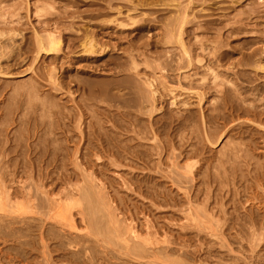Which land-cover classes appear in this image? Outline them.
<instances>
[{"label":"rangeland","instance_id":"rangeland-1","mask_svg":"<svg viewBox=\"0 0 264 264\" xmlns=\"http://www.w3.org/2000/svg\"><path fill=\"white\" fill-rule=\"evenodd\" d=\"M180 4L184 8L179 7ZM12 5L17 9H12ZM38 7L51 12L41 15L44 16L41 19L36 13ZM18 8L21 9L19 12ZM0 11V116L4 117V112L11 109L7 118L5 113V120L0 117V264H71L74 259L76 261L72 264H83L88 255L93 257L91 264H100L103 257L106 258L101 264L128 260L127 263L165 264L171 258L178 264H220L216 263L217 260L226 261L225 264H264V119L260 121L258 115L248 111L251 108L248 103L254 96H249L251 98L245 102L240 101L234 97L238 86L231 83L238 77L237 72L244 69L263 86L260 91L264 92V69L258 70L260 76L252 70L261 63V67L264 66V0H0ZM183 17L187 23L182 29L180 20ZM132 20L137 23L134 25ZM124 24L126 27H122ZM135 27L139 30H134ZM51 32L61 38L58 57L44 56L45 53L38 56L37 36ZM87 37L93 40H86ZM91 42L97 49L93 55L86 52ZM183 45L189 49L188 54L203 58V62L193 60L189 68V56H184ZM246 61L249 63L238 65ZM208 70L211 73L205 72ZM128 73L130 77H127ZM202 77L211 83L217 77L219 80L209 83L210 86ZM128 78L130 82H127ZM130 78L135 80L134 83ZM82 80L85 85H90L85 86ZM189 80L194 83V91L189 88ZM195 80L201 87L195 85ZM112 81L114 84L110 83ZM118 81H123L124 85L128 83L127 86L131 84V89L123 84L119 86ZM201 81H204L203 85ZM239 81L240 85L246 83ZM131 90H138L140 97L135 92L134 96ZM153 90L154 119L148 115L151 104L144 107L142 99V96L151 95ZM128 94L132 100L133 97L136 99L133 100L137 101L136 106ZM216 97L217 103L213 101L217 100ZM4 108L6 110L1 112ZM120 109L128 113L124 115ZM25 111L29 114L26 115L28 112ZM42 113L44 118H39ZM218 115L226 121V126L215 123L213 117ZM49 120L50 126H47ZM211 133L221 138L213 141L208 138ZM50 135L54 138L48 137ZM19 138L22 139L19 141ZM164 139L167 143L163 142ZM52 142L58 145V149L55 144H50ZM41 148L45 152L40 151ZM150 148L157 153L153 154ZM171 149L172 154L169 153ZM179 151L180 157L177 156ZM200 156L207 162L197 177L187 171V165L196 162ZM254 164L262 168H255ZM259 173L263 175L259 176ZM188 175L189 180L192 179V188L186 181ZM162 186L165 189L162 190ZM84 189L90 190V196L94 195L95 200L90 198V201L89 192L82 193ZM84 192V196H88L86 199L80 196ZM166 192L173 196L171 193L165 196ZM177 194L182 195L179 198ZM85 200L90 201V205L93 201L95 203L86 205ZM97 205H102V210L96 209L97 218L93 221L95 215L91 214ZM103 232L105 236H102ZM135 244L138 246L136 250L142 251L140 257L138 254L132 257L133 253L129 252L136 247ZM88 246L89 249L92 247L90 254L85 253ZM167 246L169 251L165 250ZM171 248L179 250L173 252ZM79 249L84 251L76 258ZM110 254L117 260L108 257ZM224 255L226 258L222 259Z\"/></svg>","mask_w":264,"mask_h":264},{"label":"bare ground","instance_id":"bare-ground-1","mask_svg":"<svg viewBox=\"0 0 264 264\" xmlns=\"http://www.w3.org/2000/svg\"><path fill=\"white\" fill-rule=\"evenodd\" d=\"M38 1H39V0H38ZM116 1H117V0H116ZM120 1H121V0H120ZM105 2H106V1H105ZM130 2H131V1H130ZM182 2H183V1H182ZM37 3H38V2H37ZM39 3H43V1H42V2L40 1ZM111 3H112V1H111ZM111 3H110V5H111ZM174 3H175V2H174ZM177 3H178V2H177ZM185 3H186V2H185ZM5 4H6V3H5ZM34 4H35V2H34ZM107 4H108V3H107ZM156 4H157V3H156ZM162 4H163V2L161 3V5H162ZM164 4H165V1H164ZM168 4H169V3H168ZM175 4H176V3H175ZM182 4H183V3H182ZM192 4H193V2H192ZM192 4H191V5H192ZM35 5H36V4H35ZM39 5H40V4H39ZM44 5H45V3H44ZM48 5H49V4H48ZM48 5L46 4L47 7H48ZM184 5H185V4H184ZM9 6H10V5H9ZM42 6H43V5H42ZM46 6H45V7H46ZM175 6H177V5H175ZM182 6H183V5L180 4L179 7H182ZM5 7H6V6H5ZM5 7H4V9H5ZM7 7H8V6H7ZM13 7H15V5H12V9H13ZM36 7H37V5H36ZM36 7H35V8H36ZM51 7H52V6H51ZM130 7H131V6H130ZM133 7H134V6H133ZM140 7H141V6H140ZM9 8H11V7H8V9H9ZM15 8H16V7H15ZM54 8H55V6H54ZM110 8H111V7H110ZM182 8H184V7H182ZM182 8H181V9H182ZM16 9H17V8H16ZM22 9H23V8H22ZM49 9H50V7H49ZM52 9H53V8H52ZM52 9H50V10H52ZM111 9H112V8H111ZM113 9H114V8H113ZM188 9L191 10L190 8H188ZM19 10H21V9L18 8V12H19ZM36 10H37V9H36ZM36 10H35V11H36ZM47 10H48V9H47ZM47 10H46L45 8H43V7H42V8H41V7H38V10L36 11V13H37V14L40 16V18L42 19L44 16L41 17V15H45V14H48V13L51 12V11L48 12ZM122 10H124V9H122ZM183 10H184V9H183ZM15 11H16V10H15ZM63 11H64V10H63ZM70 11H71V10H69V12H70ZM107 11H108V10H107ZM109 11H110V10H109ZM129 11H130V10H129ZM135 11H136V10H135ZM181 11H182V10H181ZM181 11H180V12H181ZM0 12H1V11H0ZM7 12H8V11H7ZM10 12H11V11H10ZM16 12H17V11H16ZM53 12H55V11L53 10ZM56 12H57V11H56ZM58 12H59V11H58ZM66 12L68 13V11H66ZM111 12H112V11H111ZM183 12H184V11H183ZM59 13H60V12H59ZM64 13H65V12H64ZM128 13H129V12H128ZM2 14L4 15L3 12H2ZM7 14H9V13H7ZM51 14H52V13H51ZM70 14H71V12H70ZM108 14H109V12H108ZM129 14H130V13H129ZM53 15H55V14H52L51 16H53ZM60 15H61V14H60ZM60 15H59V16H60ZM62 15H63V14H62ZM62 15H61V16H62ZM78 15H79V14H78ZM94 15H95V14H93V16H94ZM184 15H186V12H185ZM10 16H11V14H10ZM35 16H36V15H35ZM39 16H38V18H39ZM46 16H47V15H46ZM51 16H50V17H51ZM76 16H77V15H76ZM117 16H118V15H117ZM117 16H116V17H117ZM179 16L182 17L181 15H179ZM249 16H250V15H249ZM15 17H16V16H15ZM20 17H21V16H20ZM53 17H56V16H53ZM94 17H96V16H94ZM127 17H129V16H127ZM180 17H178V18L180 19ZM58 18H60V17H58ZM75 18H76V17H75ZM130 18H131V17H130ZM142 18H143V17H142ZM18 19H19V18H18ZM115 19H116V18H115ZM140 19H141V18H140ZM179 19H178V21H179ZM13 20H14V19H13ZM138 20H139V19H138ZM142 20H143V19H142ZM142 20H140V21H142ZM14 21H15V20H14ZM17 21H18V20H17ZM116 21H117V20H116ZM132 21H133V20H132ZM188 21H189V20H188ZM190 21H191V20H190ZM56 22H57V21H56ZM58 22H59V21H58ZM105 22H106V21H105ZM112 22H113V21H112ZM3 23H4V19H3ZM6 23H7V22H6ZM53 23H54V21H53ZM67 23H69V22H67ZM136 23H137V20L133 21V24H134V25H135ZM150 23H151V22H150ZM154 23H155V22H154ZM176 23H177V22H176ZM178 23H179V22H178ZM180 23H181V28H182V27L184 26V23H187V21H185V17H183V18L180 20ZM4 24H5V23H4ZM46 24H47V23H46ZM56 24H57V23H56ZM62 24H64V23L62 22ZM62 24H61V25H62ZM118 24H119V23H118ZM121 24H123V23H121ZM121 24H120V25H121ZM145 24H146V23H145ZM165 24H166V23H165ZM173 24H174V23H173ZM44 25H45V23H44ZM58 25H60V24H58ZM125 25H127V24L122 25V27L125 26ZM155 25H156V24H155ZM162 25H163V24H162ZM46 26H47V25H46ZM73 26H74V25H73ZM118 26H119V25H118ZM128 26H129V24H128ZM143 26H144V25H143ZM165 26H166V25H165ZM171 26H172V25H171ZM173 26H174V25H173ZM179 26H180V25H179ZM51 27H52V26H51ZM56 27H57V26H56ZM74 27H75V26H74ZM102 27H103V26H102ZM104 27H105V26H104ZM107 27H108V26H107ZM125 27H126V26H125ZM176 27H177V24H176L175 28H176ZM52 28H54V27H52ZM59 29H60V28H59ZM71 29H72V28H71ZM71 29H70V30H71ZM98 29H99V28H98ZM108 29H109V28H108ZM108 29H106V30H108ZM136 29L139 30V27H135V28H134V30H136ZM182 29H183V28H182ZM53 30H54V29H53ZM102 30H103V29H102ZM104 30H105V29H104ZM127 30H128V28H127ZM130 30H131V28H130ZM64 31H65V30H64ZM64 31H61V32L63 33ZM67 31H68V30H67ZM72 31H73V29H72ZM123 31H125V30H123ZM132 31H133V30H132ZM100 33H102V32H100ZM181 33H182V31H181ZM101 35H103V33H102ZM125 36H126V35H125ZM135 37H136V36H135ZM91 38H92V37H87L86 40H93V39H91ZM135 39H136V38H135ZM202 41H204V40H202ZM202 41H201V42H202ZM3 42H5V41H3ZM87 43H88V42H87ZM203 43H204V42H203ZM5 44H6V43H5ZM197 44H198V43H197ZM99 45H100V44H99ZM101 45H102V44H101ZM216 45H217V44H216ZM187 46H188V45H187ZM192 46H194V45H192ZM205 46H206V45H205ZM183 47H184V45H183ZM197 47H198V46H197ZM259 47H260V46H259ZM259 47H258V48H259ZM4 48H5V47H4ZM4 48H3V49H4ZM61 48H62L61 38L58 37L56 34H54V33L51 32V33L47 34L46 36H43V35H42V36H41V35L37 36V48H36V52H37V55H38V56H39L41 53H45L44 56H46V55H49V56H50V55H51L53 58H57V57H58V53H59V51L61 50ZM106 48H107V47H106ZM191 48H192V47H191ZM193 48H194V47H193ZM199 48H201V47H199ZM199 48H197V49H199ZM206 48H207V47H206ZM258 48H256V49H258ZM107 49H108V48H107ZM203 49H205V48H203ZM207 49H208V48H207ZM261 49H262V48H261ZM102 50H103V49H102ZM105 50H106V49H105ZM180 50H181V49H180ZM183 50H184V56H185V55H188V56H189V57H188V61H187V62H188V67H189V65H190L191 63H193V62H192L193 60H195V61H197V62H199V63H202V62H203V60H204L203 58H201V57H200V58H194V57L192 56L193 54H192V55H191V54H188V53H189V52H188V51H189L188 48L184 47ZM190 50H191V49H190ZM221 50H222V49H221ZM11 51H12V50H11ZM96 51H97V49H96V45H95V43H92V42H91V45L86 49V52L92 54V53H95ZM98 51H99V50H98ZM199 51H201V50H199ZM257 51H258V50H257ZM15 52H17V51H15ZM100 52H101V51H100ZM100 52H99V53H100ZM197 52H198V51H197ZM206 52H207V51H206ZM249 52H251V51H249ZM11 53H12V52H11ZM104 53H105V52H104ZM180 53H181V52H180ZM195 53H196V52H195ZM204 53H205V52H204ZM253 53H254V52H253ZM259 53H260V52H259ZM0 54H1V53H0ZM16 54H17V53H16ZM207 54H208V53H207ZM219 54H220V53H219ZM250 54H251V53H250ZM8 55H10V54H8ZM20 55H21V54H20ZM92 55H93V54H92ZM197 55H198V54H197ZM208 55H209V54H208ZM215 55H216V54H215ZM220 55H221V54H220ZM220 55H219V56H220ZM10 56H12V55H10ZM10 56H9V57H10ZM13 56H15V55H13ZM17 56H18V54H17ZM87 56H88V55H87ZM96 56H97V55H96ZM99 56H100V55H99ZM103 56H104V54H103ZM129 56H130V55H129ZM184 56H183V57H184ZM221 56H222V55H221ZM259 56H260V55H259ZM262 56H264V55H262ZM9 57H6V58L9 59ZM82 57H83V56H81V58H82ZM90 57H91V56H90ZM101 57H102V55H101ZM119 57H120V56H119ZM181 57H182V56H181ZM204 57H205V56H204ZM208 57H209V56H208ZM13 58H14V57H13ZM53 58H52V59H53ZM94 58H95V57H94ZM130 58H131V56H130ZM184 58H185V57H184ZM205 58H206V57H205ZM218 58H220V57H218ZM87 59H88V58H87ZM128 59H129V58H128ZM128 59H126V60H128ZM132 59H133V58H132ZM178 59H179V58H178ZM134 60H136V59H134ZM134 60H133V61H134ZM179 60H180V59H179ZM185 60H186V59H185ZM185 60H184L183 62H185ZM232 60H233V59H232ZM257 60H258V59H257ZM261 60H262V59H261ZM124 62H125V61H124ZM130 62H132V61H130ZM160 62H161V61H160ZM169 62H170V61H169ZM171 62H172V60H171ZM171 62H170V63H171ZM173 62H174V61H173ZM177 62H180V61L177 60ZM207 62H208V61H207ZM207 62H206V63H207ZM229 62H231V61H229ZM236 62H237V60H236ZM262 62H263V61H262ZM116 63H117V61H116ZM166 63H168V62H166ZM174 63H176V62H174ZM217 63H218V62H217ZM234 63H235V62H234ZM248 63H249V62L246 61V62H241V63H239L238 65H242V64H245V65H246V64H248ZM255 63H256V62H255ZM260 63H261V62H260ZM263 63H264V62H263ZM92 64H94V62H93ZM118 64H120V63H118ZM125 64H126V63H125ZM129 64H130V63H129ZM129 64H128V65H129ZM136 64H138V63H136ZM161 64H162V62H161ZM164 64H165V63H164ZM180 64L182 65V61H181ZM183 64L185 65V63H183ZM252 64H253V63H252ZM261 64H262V63H261ZM261 64H259V66H254L256 69H252V70H255V71H256L255 73H256L257 75L260 74V73L258 72L259 69H262V70L264 69V66L262 65L263 67H261ZM157 65H158V64H157ZM159 65H160V64H159ZM159 65H158V66H159ZM171 65H172V64H171ZM171 65H170V67H171ZM176 65H177V64H176ZM184 65H183V66H184ZM199 65H200V64H199ZM204 65H205V64H204ZM218 65H219V64H218ZM234 65H235V64H234ZM245 65H244V66H245ZM131 66H134V65H131ZM136 66H137V65H136ZM165 66H167V65H164V67H165ZM168 66H169V64H168ZM172 66H173V65H172ZM178 66H180V65L178 64ZM178 66H176V67H178ZM116 67H117V66H116ZM126 67L129 68V66H126ZM137 67H138V66H137ZM161 67H162V66H160L159 68H161ZM164 67H162V68H164ZM193 67H194V66H193ZM197 67H198V66H197ZM204 67H206V66H204ZM231 67H232V65H231ZM119 68H120V66H119ZM174 68H175V65H174ZM189 68H190V67H189ZM195 68H196V65H195ZM219 68H220V67H219ZM240 68H241V67H240ZM121 69H122V68H121ZM126 69H127V68H126ZM187 69H188V68H187ZM196 69H197V68H196ZM207 69H208V68H207ZM217 69H218V68H217ZM217 69H216V70H217ZM231 69H232V68H231ZM114 70H115V69H114ZM116 70H117V69H116ZM118 70H120V69H118ZM124 70H125V69H124ZM136 70H137V72H138V69H135V71H136ZM163 70H166V69H163ZM170 70H171V69H170ZM173 70H174V69H173ZM199 70H200V69H199ZM210 70L212 71V69H210ZM210 70L205 71V72L208 73ZM233 70H234V68H233ZM127 71H128V70H127ZM167 71H168V70H167ZM211 71H210L209 73H211ZM213 71L215 72V70H213ZM115 72H116V71H115ZM123 72H125V71H123ZM128 72H129V71H128ZM133 72H134V71H133ZM197 72H198V70H197ZM220 72H221V71H220ZM233 72L235 73L236 71L234 70ZM260 72H261V71H260ZM113 73H114V72H113ZM116 73H118V72H116ZM131 73H132V72H131ZM217 73H218V72H217ZM223 73H225V72H223ZM223 73H222V74H223ZM248 73H249V72H248ZM248 73H247L246 70L241 69V70H239V71L237 72L238 77H237V76H236V77L234 76V77H235V80H234V78H233L234 83L231 82L230 79H229L228 81L231 82L232 85L234 84V86H238V88L235 87V88L238 90V92H237L238 94L235 92L236 94L234 95V97H236V98L239 99L240 101L245 102L247 99L251 98V97H249V96H251V95H252V97L254 96L253 98H251V101H250L251 103H248L249 106L251 107L248 111H249L250 113H252L253 115H256V116L258 115L260 121H262V120L264 119V92H262V91H260V90H262V87H263V86H261L258 82H256V78L253 77V76H251V75H249ZM121 74H122V73H121ZM125 74H126V73H123L124 76H125ZM136 74H137V73H136ZM163 74H164V73H163ZM179 74H180V73H179ZM226 74H228V73H226ZM226 74H225V75H226ZM229 74H230V73H229ZM237 74H236V75H237ZM251 74H252V73H251ZM253 74H254V73H253ZM256 74H255L254 76L257 77ZM261 74H262V73H261ZM114 75H115V74H114ZM114 75H113V76H114ZM118 75L120 76V74H118ZM123 75H121V77H122ZM165 75H166V74H165ZM211 75L214 76V73H212ZM216 75H217V74H216ZM230 75H231V74H230ZM263 75H264V74H263ZM108 76H109V75H108ZM113 76H112V77H113ZM124 76H123V77H124ZM128 76L130 77V73H128L127 77H128ZM131 76H132V74H131ZM154 76H155V75H154ZM166 76H168V75H166ZM180 76H181V75H180ZM203 76H204V75H203ZM205 76H206V75H205ZM213 76H212V77H213ZM221 76H222V75H221ZM221 76H219V78H220ZM226 76H227V75H226ZM259 76H260V75H259ZM125 77H126V76H125ZM132 77H133V76H132ZM137 77H138V76H137ZM137 77H136V78H137ZM206 77H207V76H206ZM224 77H225V76H224ZM64 78H65V77H64ZM116 78H119V77H116ZM145 78H147V77H145ZM155 78H156V77H155ZM195 78H197V77H195ZM213 78H214V77H213ZM217 78H218V77H217ZM217 78L215 79L216 81L219 80V78H218V79H217ZM231 78H232V77H231ZM112 79H113V78H112ZM112 79H111V80H112ZM114 79H115V78H114ZM125 79H126V78H124V80H125ZM130 79H131V81H133L132 78H130ZM139 79H140V78H139ZM148 79H149V78H148ZM183 79H185V78H183ZM201 79H203V80L205 81V83L208 82V81H207L205 78H203V77H202ZM207 79H208V78H207ZM225 79H226V77H225ZM225 79H224V81H225ZM238 79H239V80L241 79L243 82H246L247 84H246V83H245V84L243 83V85H240V84L238 83V81H239ZM119 80H121V79H119ZM126 80H127V79H126ZM126 80H125L124 82H126ZM151 80H152V79H151ZM156 80H157V79H156ZM159 80H160V79H159ZM191 80H192V79H191ZM191 80H189L190 82L188 83V84H189V88H192V91H194V90H193V88H194L193 86H194V85H192V84H194V83H191V82H192ZM196 80H199V79H196ZM196 80H195V82H196ZM262 80H263V79H262ZM82 81H83V80H82ZM89 81H90V80H89ZM116 81H117V80H116ZM116 81H115V82H116ZM134 81H135V80H134ZM134 81H133V83H134ZM148 81H149V80H148ZM160 81H161V80H160ZM175 81H176V80H175ZM204 81H201V85H203L202 82H204ZM216 81H213V82L216 83ZM220 81H221V80H220ZM224 81H223V82H224ZM242 81H241V82H242ZM84 82H85V81H83V83H84ZM90 82H91V81H90ZM118 82H119V86H120V84H123V85H124V82H123V81H122V83H121V81H118ZM127 82H130V81H129V78H128V81H127ZM163 82H164V81H163ZM163 82H162V83H163ZM187 82H188V81H187ZM187 82H186V83H187ZM193 82H194V81H193ZM213 82H212V83H213ZM221 82H222V81H221ZM221 82H220V83H221ZM223 82H222V83H223ZM239 82H240V81H239ZM255 82H256V84H253V83H255ZM259 82H260V81H259ZM92 83L95 84V82H92ZM97 83H98V82H97ZM108 83H109V82H108ZM110 83H113V81L110 82ZM116 83H117V82H116ZM131 83H132V82H131ZM133 83H132V84H133ZM158 83H159V82H158ZM158 83H157V84H158ZM181 83H182V82H181ZM190 83H191V84H190ZM197 83H198V82H196L195 85H196ZM209 83L212 84L210 81L208 82V84H209ZM226 83H228V82H226ZM231 83H229V84H231ZM85 84H86V83H84V85H85ZM113 84H114V83H113ZM113 84H111V87H112ZM188 84H187V85H188ZM210 84H209V85H210ZM250 84H251V85H250ZM263 84H264V83H263ZM89 85H90V83H89ZM89 85H85V86H89ZM103 85H104V84H103ZM109 85H110V84H109ZM115 85H116V84H115ZM125 85L127 86L128 83H127V84L125 83ZM125 85H124V87H126ZM129 85H130V86H127V88H130V89H131V84H129ZM133 85H135V84H133ZM149 85L152 87L153 84H151V83L149 82ZM158 85H159V84H158ZM184 85H185V84H184ZM197 85H198V84H197ZM215 85H217V84H215ZM98 86H99V85H98ZM105 86H106V85H104L103 87H105ZM199 86H200V85H198L197 87H199ZM204 86H205V85H204ZM210 86H211V85H210ZM217 86H218V85H217ZM220 86H221V85H220ZM33 87H34V86H33ZM33 87H32V88H33ZM106 87H107V86H106ZM109 87H110V86H109ZM195 87H196V86H195ZM200 87H201V86H200ZM206 87H208V85H207ZM206 87H205V89H208V88H209V87H208V88H206ZM30 88H31V87H30ZM30 88H29V90H30ZM100 88H101V87H100ZM132 88H133V87H132ZM134 88H135V87H134ZM203 88H204V87H203ZM210 88H211V87H210ZM210 88H209V89H210ZM212 88H213V87H212ZM217 88H220V87H217ZM221 88H223V87L221 86ZM34 89H35V88H34ZM87 89H88V88H87ZM92 89H94V88H92ZM95 89H96V88H95ZM102 89H103V88H102ZM102 89H100V91H101ZM106 89H107V88H106ZM135 89H137V88H135ZM135 89H134V90H135ZM165 89H166V88H165ZM165 89H163V90H165ZM170 89H172V88H170ZM98 90H99V89H98ZM127 90H128V89H127ZM127 90H126V91H127ZM146 90H147V89H146ZM148 90H149V89H148ZM213 90H214V89H213ZM213 90H212V91H213ZM237 90H236V91H237ZM263 90H264V89H263ZM27 91H28V90H26V93H27ZM102 91H103V90H102ZM102 91H101V93H102ZM128 91H129V90H128ZM143 91H144V88H143ZM143 91H142V92H143ZM166 91L168 92V90H166ZM182 91H183V90H182ZM192 91H190V92L192 93ZM203 91H204V90H203ZM207 91H208V90H207ZM209 91H211V90H209ZM216 91H218V90L216 89ZM216 91H213V92L215 93ZM105 92H106V91H105ZM105 92H104V93H105ZM111 92H112V91H111ZM131 92H133V91L131 90ZM131 92H129V93H131ZM134 92H135V91H134ZM134 92H133V95L135 96L136 94H134ZM138 92H139V91L137 90L135 93L138 94L137 97H140V95H139L140 93H138ZM140 92H141V90H140ZM147 92H148V91H147ZM153 92H154V90L152 91L151 95H148V96H147V98H146V97H143V96H142V93H141V96H142V99H143L144 102H143L142 100H141V101L143 102V106H144V107H145L146 105H148L147 103L151 104L152 109L148 112V115H149V117H153V119H154L153 113L155 112V109H154V106H155V104H154V95H155V94L153 95ZM155 92H156V91H155ZM169 92H170V91H169ZM261 92H262V93H261ZM28 93H29V91H28ZM101 93H98V94H101ZM113 93H114V92H113ZM126 93H127V92H126ZM126 93H125V94H126ZM191 93H190V95H191ZM197 93H198V91H197ZM209 93H210V92H209ZM245 93H246V94H245ZM114 94H115V93H114ZM125 94L123 93L124 96H125ZM149 94H150V93H149ZM168 94H169V93H168ZM192 94H193V93H192ZM207 94H208V92H207ZM207 94H206V96H207ZM211 94H212V92H211ZM219 94H220V93H219ZM242 94H243V96H241ZM94 95H95V94H94ZM106 95H107V94H106ZM115 95H116V94H115ZM117 95H118V94H117ZM117 95H116V96H117ZM128 95H130L131 101L136 100V99H134V97H133V100H132L131 94H128ZM169 95H170V94H169ZM184 95H185V93H184ZM27 96H28V95H27ZM95 96H96V95H95ZM118 96H121V95H118ZM124 96H123V97H124ZM126 96H127V95H126ZM163 96H164V95H163ZM175 96H176V95H175ZM191 96H192V95H191ZM213 96H214V94H213ZM255 96H256V97H255ZM13 97H14V96H13ZM97 97H98V95H97ZM137 97H136V98H137ZM152 97H153V99H152ZM176 97H178V96H176ZM176 97H175V98H176ZM209 97H210V96H209ZM26 98H28V97H26ZM26 98H25V99H26ZM118 98H119V97H118ZM120 98H121V97H120ZM157 98H158V97H157ZM200 98H201V95H200ZM207 98H208V97H207ZM213 98H214V97H213ZM213 98H211V99H213ZM216 98H217V100H213V101H215V103H217L216 101L219 102L218 97H216ZM19 99H21V97H20ZM34 99H35V98H34ZM125 99H126V97L123 98V100H125ZM137 99H138V101L140 100L139 98H137ZM176 99H177V98H176ZM219 99H220V98H219ZM26 100H27V99H26ZM121 100H122V99H121ZM127 100H128V99H127ZM184 100H185V99H184ZM17 101H18V100L16 99V102H17ZM23 101H24V100H23ZM39 101H40V99L37 100V103H38V104H39ZM213 101H212V102H213ZM24 102H25V101H24ZM126 102H127V101H126ZM135 102H137V101H135ZM135 102L133 101L134 105L136 106L137 103L135 104ZM139 102H140V101H139ZM139 102H138V103H139ZM184 102H186V101H184ZM128 103H130V102H128ZM172 103H175V102H172ZM172 103H171V104H172ZM178 103H179V102H178ZM182 103H183V102H182ZM188 103H189V102H188ZM188 103H187V104H188ZM230 103L233 104V101H230ZM38 104H37V105H38ZM176 104H177V103H176ZM180 104H181V103H180ZM183 104H184V103H183ZM125 105H126V104H125ZM128 105L131 106V104H128ZM138 105H140V103H139ZM141 105H142V103H141ZM172 105H173V104H172ZM177 105H178V104H177ZM184 105H186V104H184ZM184 105H183V106H184ZM196 105H197V104H196ZM211 105H212V104H211ZM7 106H8V105H6L5 107L7 108ZM9 106H10V105H9ZM40 106H41V104H40ZM126 106H127V105H126ZM187 106H188V105H187ZM18 107H19V106H18ZM26 107H27V105H26ZM31 107H32V106H31ZM35 107H37V106H35ZM177 107H178V106H177ZM8 108H9V107H8ZM21 108H22V107H21ZM23 108L26 109L24 106H23ZM27 108H28V107H27ZM39 108H40V107H39ZM39 108H38V113L40 112V111H39ZM54 108H55V107H54ZM122 108H123V107H122ZM129 108H131V107H129ZM141 108H142V107H141ZM258 108H259V109L261 108V110L258 111ZM24 109H23V110H24ZM41 109H42V108H41ZM41 109H40V110H41ZM43 109H44V108H43ZM123 109H124V108H123ZM135 109H136V108H135ZM135 109H134V110H135ZM139 109H140V108H139ZM139 109H138V110H139ZM213 109L216 110L217 107L214 106ZM5 110H6V109L4 108V110H2L1 112L5 111ZM10 110H11V109H10ZM10 110H9V111H10ZM18 110H20V109H18ZM27 110H28V109H27ZM29 110H30V109H29ZM36 110H37V108H36ZM54 110L56 111V108H55ZM126 110H128V109H126ZM130 110H131V109H130ZM132 110H133V109H132ZM134 110H133V111H134ZM185 110L187 111V110H189V108H186ZM9 111L6 110V112H4V117H3V115H1V116L3 117L4 120H5V113L7 114V112H9ZM14 111H17V110H14ZM20 111H22V109H21ZM30 111H31V110H30ZM34 111H35V110H34ZM34 111H33V113H34ZM118 111H119V110H117V112H118ZM120 111H121V113L123 112L124 115L128 113V112L123 111V110H121V109H120ZM136 111H137V110H136ZM141 111H142V110H141ZM145 111H146V110H145ZM25 112L27 113L28 111H25ZM31 112H32V111H31ZM43 112H45V111H43ZM52 112H54V111H52ZM124 112H126V113H124ZM158 112H159V110H158ZM173 112H174V110H173ZM239 112H240V111H239ZM9 113H10V112H9ZM118 113H120V112H118ZM15 114H16V113H15ZM17 114H18V113H17ZM17 114H16V115H17ZM23 114H24V113H23ZM28 114H29V112H28L26 115H28ZM43 114H44V113L40 114L41 116L39 115V118H40V117H41V118H44V117L42 116ZM49 114H50V113H49ZM49 114H48V116H49ZM52 114H53V113H52ZM54 114H55V112H54ZM56 114H57V113H56ZM138 114H139V113H138ZM176 114H177V112H176ZM178 114H181V113L179 112ZM26 115H25V116H26ZM35 115H36V112H35ZM37 115H38V114H37ZM45 115H47V114L45 113ZM45 115H44V116H45ZM1 116H0V117H1ZM22 116H23V115H22ZM54 116H55V115H54ZM127 116H128V115H127ZM129 116L132 117V114L129 115ZM129 116H128V117H129ZM133 116H138V115H133ZM177 116H178V115H177ZM179 116H180V115H179ZM7 117H8V114L6 115V118H7ZM9 117H10V116H9ZM27 117H29V116H27ZM33 117H34V114H33ZM35 117H36V116H35ZM35 117H34V118H35ZM50 117H51V116H50ZM120 117L123 118V116H121V115H120ZM239 117H240V116H239ZM31 118H32V116H31ZM37 118H38V116H37ZM46 118H47V116H45V119H46ZM213 118H214L215 123H217V125L219 124L218 126H220V124H221L222 126H226L227 123H226V121L223 119V117H219V115H218V117L216 116V117H213ZM215 118H217V119H215ZM219 118L222 119V121H219ZM248 118H250V117H248ZM3 119L1 120V122L3 121ZM28 119H29V118H28ZM47 119H48V118H47ZM49 119H50V118H49ZM52 119H53V118H51V120H52ZM183 119H184V118H183ZM230 119H231V118H230ZM39 120H41V119H39ZM121 120H122V119H121ZM125 120H126V119H125ZM133 120H134V119H133ZM33 121H34V120H32V122H33ZM35 121H36V119H35ZM35 121H34V122H35ZM128 121H129V120H128ZM134 121L138 122V120H134ZM140 121H141V120L139 119V122H140ZM160 121H161V120H160ZM231 121H233V120H231ZM4 122H5V121H4ZM6 122H7V121H6ZM6 122H5V123H6ZM32 122H31V123H32ZM41 122H43V120H41ZM44 122H46V121H44ZM50 122H51V121L49 120L48 123L46 122V124H49ZM122 122H124V121H122ZM125 122H126V121H125ZM139 122H138V123H139ZM161 122H162V121H161ZM51 123H53V120H52ZM140 123H144V122L141 121ZM164 123H165V121H164ZM176 123H177V122H176ZM193 123H194V122H193ZM193 123H191V124H193ZM34 124H35V123H34ZM123 124H124V123H123ZM44 125H45V124H44ZM52 125H53V124H52ZM126 125H127V123H126ZM135 125H136V124H135ZM158 125H159V124H158ZM42 126H43V125H42ZM47 126H50V124L47 125ZM47 126H46V127H47ZM128 126H129V125H128ZM161 126H162V125H161ZM190 126H191V125H190ZM228 126H229V125H227V127H228ZM46 127H45V129H44L45 131H47V130H46ZM51 127H53V126H51ZM51 127H49V129H50ZM187 127H188V126H187ZM206 127H207V126H206ZM227 127H226V128H227ZM251 127H252V126H251ZM40 128H41V127H40ZM40 128H39V129H40ZM47 128H48V127H47ZM98 128H99V126H98ZM128 128H129V127H128ZM143 128H144V127H143ZM148 128H149V127H148ZM154 128H155V126H154ZM173 128H174V127H173ZM196 128H197V127H196ZM196 128H195V129H196ZM226 128H225V129H226ZM0 129H2V128H0ZM27 129H28V128H27ZM35 129H36V128H35ZM49 129H48V130H49ZM141 129H142V128H141ZM149 129H150V128H149ZM180 129H182V128H180ZM37 130H38V129H37ZM134 130H135V129H134ZM136 130H137V129H136ZM138 130H139V128H138ZM146 130H148V129H146ZM146 130H145V131H146ZM158 130H159V129H158ZM214 130H215V129H214ZM231 130H233L232 127L229 128V131H230V132H231ZM1 131H2V130H1ZM39 131H40V130H39ZM139 131H140V130H139ZM161 131H163V130H161ZM191 131H192V130H191ZM207 131H208V130H207ZM48 132H50V131H48ZM48 132H47V133H48ZM52 132H53V131H52ZM124 132H125V131H124ZM143 132H144V131H142V133H143ZM155 132H157L156 129H155ZM213 132H214V131H213ZM18 133H19V132H18ZM44 133H46V132H44ZM47 133H46V134H47ZM137 133H138V132H137ZM139 133H141V132H139ZM208 133H210V131H208ZM244 133L246 134V132H244ZM24 134H25V133H24ZM124 134H125V133H124ZM128 134H129V133H128ZM131 134H132V133H131ZM144 134H145V136H146V133H145V132H144ZM176 134H177V133H176ZM232 134H233V133H232ZM240 134H241V133H240ZM17 135H19V134H17ZM47 135H48V134H47ZM47 135H45V137H46ZM136 135H138V134H136ZM140 135H143V134H140ZM147 135L149 136V134H147ZM251 135H252V134H251ZM23 136H24V135H23ZM23 136H22V137H23ZM238 136H239V135H238ZM252 136H253V135H252ZM16 137H17V136H16ZM18 137H19V136H18ZM43 137H44V136H43ZM43 137H42L41 139H44ZM48 137H53V138H54V136H52V135H50V136H48ZM137 137L140 138V136H137ZM202 137H203V136H202ZM241 137H242V135H241ZM254 137H255V136H254ZM256 137H259V136H256ZM130 138H131V137H130ZM167 138L169 139V137L166 136V139H167ZM176 138H177V137H176ZM208 138L211 139V140H213V141H218V139H220L221 136H218L216 133H215V134L211 133L210 135H208ZM21 139H22V138H21ZM21 139L19 138L18 140L20 141ZM49 139H50V138H49ZM69 139H70V138H69ZM127 139H128V138H127ZM127 139H126V140H127ZM141 139H144V136H143V138H141ZM184 139H185V138H184ZM200 139H201V138H200ZM44 140L46 141V139H44ZM145 140H147V139H145ZM55 141H56V140H55ZM129 141H130V140H129ZM141 141H142V140H141ZM164 141H165V139L163 140V142H164ZM168 141H169V140H168ZM173 141H174V140H173ZM183 141H184V140H183ZM189 141H190V138H189ZM192 141H193V140H192ZM200 141H201V140H200ZM40 142H41V141H40ZM134 142H137V141H134ZM165 142H166V141H165ZM177 142H179V141H177ZM193 142H194V141H193ZM201 142H202V141H201ZM166 143H167V142H166ZM179 143H180V142H179ZM179 143H178V144H179ZM204 143H205V142H204ZM256 143H257V142H256ZM258 143H259V142H258ZM50 144H53V142L50 143ZM54 144H55V143H54ZM54 144H53V146H54ZM144 144H145V143H144ZM190 144H191V143H190ZM209 144H210V143H209ZM244 144H245V143H244ZM251 144H252V143H251ZM42 145H43V144H41V146H42ZM45 145H47V144H45ZM45 145H44V146H45ZM55 145H56L55 147L58 149V145H57V144H55ZM140 145H141V144H140ZM140 145H139V146H140ZM154 145H155V144H154ZM169 145H171V144H169ZM49 146H50V145H49ZM49 146H48V149H49L52 145H51L50 147H49ZM53 146H52V147H53ZM134 146H135V145H134ZM139 146H138V147H139ZM159 146H160V145H159ZM252 146H253V145H252ZM55 147H53V148H55ZM124 147H126V146H124ZM135 147H137V145H136ZM143 147H144V146H143ZM160 147H161V146H160ZM179 147H181V146H179ZM179 147H178V148H179ZM238 147H239V144H238ZM45 148H47V146L44 147V150H46ZM129 148H130V147H129ZM132 148H133V146H132ZM168 148H169V147H168ZM191 148H193V150L195 149V147H191ZM191 148H190V149H191ZM130 149H131V148H130ZM130 149H129V150H130ZM137 149H138V148H137ZM140 149H142V148L140 147ZM140 149H138V150H140ZM173 149H174V147H173ZM44 150H42V148L40 149V151H42V152H43ZM150 150H151V148H150ZM152 150H153V148H152ZM152 150H151V151H152ZM187 150H188V149H187ZM193 150H192V151H193ZM238 150H239V149H237V151H238ZM242 150H243V149H242ZM242 150H240V151H242ZM134 151H135V149H134ZM142 151H143V149H142ZM171 151H172V149L169 151V153H171ZM188 151H189V150H188ZM204 151H205V150H204ZM204 151H203V152H204ZM42 152H41V153H42ZM44 152H45V151H44ZM153 152H154V151H152V153H153ZM158 152H159V151H158ZM198 152H199V151H198ZM138 153H141V150L138 151ZM155 153H157V152H155ZM155 153H153V154H155ZM178 153H179V154H178L177 156L180 157V154H181L180 151H179ZM44 154H45V153H44ZM142 154H143V153H142ZM142 154H141V155H142ZM171 154H172V153H171ZM182 154H183V153H182ZM192 154H193V155H197V156L199 157V155L196 154V153H192ZM237 154H238V153H237ZM257 154H258V153H257ZM40 155H43V154H40ZM157 155H159V154H157ZM201 155H203V154H201ZM260 155H261V154H260ZM159 156H160V155H159ZM171 156H172V155H171ZM177 156L175 155V157H177ZM182 156H183V155H182ZM185 156H186V155H185ZM203 156H204V155H203ZM203 156H200V158L197 159V161L194 162V163H188V165H187L188 170H187V171H188L189 173H192V174L195 176L198 172L201 171V169H203L204 165H205L206 162H207V160H206L205 158H203ZM205 156H206V155H205ZM144 157H145V156H144ZM161 157H162V156H161ZM186 157H187V156H186ZM188 157H189V156H188ZM194 157H196V156H194ZM145 158H146V157H145ZM145 158H144V159H145ZM244 158L246 159V156H244ZM247 158H248V157H247ZM186 159H187V158H186ZM146 160H148V159L146 158ZM149 160H150V159H149ZM189 160H190V159H189ZM147 162H149V161H147ZM210 162H211V161H210ZM247 162H249V159H247ZM250 162H251V161H250ZM250 162H249V163H250ZM260 162H261V161H260ZM198 163H199V164H198ZM256 163H258V162H256ZM184 164H185V163H184ZM197 164H198V165H197ZM209 164H210V163H209ZM259 164H261V163H258V165H259ZM263 164H264V163H263ZM148 165H149V164H148ZM150 165H151V164H150ZM161 165H162V164H160V166H161ZM182 165H183V164H182ZM254 165H255V164H254ZM258 165L256 164V165H255V168L258 167V168L261 169L262 167H260V166H258ZM152 166H153V165H152ZM177 166H179V165L177 164ZM180 166H181V165H180ZM184 166H185V165H184ZM209 166H211V165H209ZM207 167H208V165H207ZM207 167H206V168H207ZM148 168H149V167H148ZM160 168H161V167H160ZM162 168H163V167H162ZM180 168H181V167H180ZM204 168H205V167H204ZM209 168H210V167H209ZM209 168H208V169H209ZM181 169H182V168H181ZM183 169L186 170V166L183 167ZM263 169H264V168H263ZM175 170H176V169H175ZM205 170H206V169H205ZM157 171H158V170H157ZM208 171H210V170H208ZM208 171H207V172H208ZM253 171H255V170H253ZM260 171H261V170H260ZM158 172L161 173L160 171H158ZM263 172H264V170H263ZM175 173L177 174L176 171H175ZM175 173H174V174H175ZM202 173H203V172H202ZM205 173H206V172H205ZM255 173H257V172H255ZM166 174L169 175L168 172H167ZM198 174H199V173H198ZM203 174H204V173H203ZM181 175H182V174H180V175H178V176H181ZM183 175H184V174H183ZM200 175H201V174H200ZM205 175H206V174H205ZM211 175H212V174H211ZM260 175H263V174L259 173V176H260ZM196 176L198 177V175H196ZM202 176H203V175H202ZM168 177H169V176H168ZM170 177H171V176H170ZM173 177H175V176L173 175ZM184 177L186 178L187 176L184 175ZM184 177H183V178H184ZM192 177H193V176H192ZM197 177H194V178H197ZM212 177H213V176H212ZM256 177H257V175H256ZM261 177H262V176H261ZM263 177H264V175H263ZM166 178H167V177H166ZM201 178H202V177H201ZM203 178L205 179L206 177L204 176ZM203 178H202V179H203ZM155 179H156V178H155ZM175 179H176V178H175ZM181 179H182V178H181ZM187 179H188V180H186V181H188V182H189L188 184L191 185V186H189V185H188V186L192 188V184L190 183V182H192V179H191V181L189 180V175H188V178H187ZM199 179H200V178H199ZM176 180H177V179H176ZM184 180H185V179H184ZM178 181H179V178H178ZM198 181H199V180H198ZM202 181H203V180H202ZM160 182H162V181H160ZM160 182H159V183H160ZM193 183H194V182H193ZM157 184H158V182H157ZM169 184H170V183H169ZM167 185H168V184H167ZM186 185H187V184H186ZM194 185H195V184H194ZM164 186H165V185H164ZM168 186H169V185H168ZM170 186H171V185H170ZM157 187H160V185H158ZM182 187H183V186H182ZM196 187H197V185H196ZM162 188L165 189V187H163V186L161 187V189H162ZM167 188L169 189V187H167ZM186 188H187V187H186ZM198 188H199V187H198ZM198 188H196V189L199 190ZM85 189H86V188H85ZM85 189L82 190V193H83V191H85V192L87 191V190H85ZM88 189H90V188H88ZM163 189H162V190H163ZM200 189H201V188H200ZM166 190H167V189H166ZM89 191H90V190H89ZM89 191H87V192H89ZM170 191H172V190H170ZM85 192H84V194H81V193H80V196H81V195H83V196L86 195ZM188 192H189V189H188ZM193 192H194V191H193ZM196 192H197V191H196ZM204 192H205V191H204ZM95 193H96V192H95ZM161 193H162V192H161ZM167 193H171V192H166V193H165V196H167V195H166ZM172 193H174V191H173ZM172 193H171V194H172ZM180 193H181V192H180ZM183 193H184V192H183ZM183 193H182V194H183ZM88 194H89V197H88V196H84V197H85V199H86V197H88L89 200L91 201V200L93 199L94 195H93V196H90V195L92 194V192H91V194H90V192H89ZM88 194H87V195H88ZM174 194H176V193H174ZM178 194H179V193H178ZM178 194H177V195H178ZM182 194H180V195H182ZM209 194H211V193H209ZM180 195H178L179 198H180ZM196 195H197V193H196ZM199 195H200V194H199ZM199 195H197V196H199ZM169 196H170V195H168V197H169ZM172 196H173V194H172ZM84 197H82L81 200H83ZM102 197H103V196H102ZM102 197H101V199H102ZM189 197H191V196H189ZM202 197H203V196H202ZM88 198H87V199H88ZM90 198H92V199H90ZM94 198H96V197H94ZM97 198H98V197H97ZM163 198H164V196H163ZM163 198H161V201H162ZM177 198H178V197H177ZM193 198H194V197H193ZM103 199H105V198L103 197ZM103 199H102L101 201H102V203H105V200H103ZM93 200H95V199H93ZM167 200H168V199H167ZM170 200H171V199H170ZM177 200H179V199H177ZM180 200H181V199H180ZM206 200H207V199H206ZM209 200H210V198H209ZM83 201H84V200H83ZM85 201H86V205H87V204L90 205V203H89L90 201H89V202H88V200H85ZM168 201H169V200H168ZM162 202H163V201H162ZM162 202H161V203H162ZM178 202H180V201H178ZM188 202H189V201H188ZM91 203L93 204V203H95V202L93 201V202H91ZM96 203H97V202H96ZM164 203H165V201H164ZM171 203H173V201H172ZM191 203H192V202H191ZM204 203H206V202H204ZM258 203H259V202H258ZM92 204H91L90 206H92ZM173 204H174V203H173ZM207 204H208V203H207ZM189 205H190V202H189ZM97 206H98V205H97ZM97 206L93 208V209H95L94 212L91 210L92 208L90 209V207L87 206V207H89L88 210H89V211H90V210L92 211V214H91V215H93V216L95 215L96 209L102 210V209H101V206H102V205H100V207L98 206L99 208H98ZM254 206H255V205H254ZM261 206H262V205H261ZM261 206H260V207H261ZM247 207H248V206H247ZM247 207H245V208H247ZM250 207H251V206H250ZM262 207H263V206H262ZM262 207H261V208H262ZM190 208H192V207H190ZM252 208H253V207H252ZM255 208L258 209L257 206H255ZM252 210H253V209H252ZM254 210H255V209H254ZM255 212H256V211H255ZM255 212H254L253 214H255ZM262 212H263V211H262ZM89 213H91V212H89ZM93 213H94V214H93ZM98 213L101 214V212H97L96 214H98ZM104 213H105V212H104ZM93 216H92V217H93ZM97 216H99V215H97ZM105 216H106V214H105ZM100 217H101V216H99L98 219H99ZM94 218H95V219H94L93 221H96V218H97L96 215H95ZM91 219H92V218H91ZM100 220L103 221L102 218H100ZM90 221H92V220H90ZM91 223H93V222H91ZM212 230L215 231L214 229H212ZM108 231H110V229H108ZM129 231H130V230H129ZM134 231H135V230H134ZM132 232H133V230H132ZM133 233H134V232H133ZM135 233H136V232H135ZM103 234H104V232H103ZM103 234H102V236H105V234H104V235H103ZM135 235H136V234H135ZM137 236H138V235H137ZM135 237H136V236H135ZM105 238H107V237H105ZM140 238H141V237H140ZM143 239H144V238H143ZM107 240H110V237H109V239L107 238ZM111 240H112V239H111ZM141 240H142V238H141ZM150 241H151V240H150ZM160 241H161V240H160ZM162 241H163V240H162ZM172 241L174 242V240H172ZM142 242H145V241L142 240ZM165 242H167V241L165 240ZM170 242H171V241H170ZM173 242H172V243H173ZM136 243H137V242H136ZM146 243H147V241H146ZM150 243H153V242H150ZM147 244H149V242H148ZM170 244H171V243H170ZM76 245H77V244H74L73 246H76ZM131 246H132V245H131ZM131 246H130V248H131ZM135 246H136V244H135ZM222 246H223V245H222ZM133 247H134V246H133ZM137 247H138V246L134 247L133 250L130 249L129 252L133 253V254H131V255H133L132 257L137 256V254H138L137 257H140V254H141V253H139V252H142V251H140V250L137 251V250H136ZM179 247H180V246H179ZM185 247H186V246H185ZM181 248H183V245H182ZM77 249H78V248H77ZM83 249L85 250V247H83ZM86 249H87L88 251H85V253L88 252V253L90 254V253L93 252V251L91 252V250H90V249H92V247L89 249V246H88V248H86ZM171 249H172V248H171ZM174 249H175V248H174ZM174 249H172L173 252H174L176 249L179 250V248H176L175 250H174ZM183 249H184V248H183ZM84 250H82V249H79L78 251L76 250V258H77V256H78V254L80 255ZM128 250H129V246H128ZM165 250H168V246H167V249H165ZM253 250L255 251V249H253ZM94 251H96V250H94ZM126 251H127V250H126ZM136 251H137V252H136ZM168 251H169V250H168ZM176 251H177V250H176ZM180 251H181V250H180ZM180 251H178L177 254H178ZM170 252H171V250H170ZM226 252H227V251H226ZM228 252H230V251H228ZM72 253H73V252H72ZM85 253H84V256L87 257V254H88V253H87V254H85ZM106 253L109 254L108 251H107ZM143 253H145V252H143ZM223 253H224V251H223ZM74 254H75V253H74ZM74 254H73V255H74ZM111 254H112V252H111ZM111 254L108 255V257H109V256H112L111 258L114 259L115 255H114V257H113V255H111ZM124 254H127V253L125 252ZM217 254H218V253H217ZM224 254H226V253H224ZM73 255H72V258H73ZM91 255H92V254H91ZM127 255H128V254H127ZM167 255H168V254H167ZM179 255H181V253H180ZM186 255H187V254H186ZM189 255H190V254H189ZM189 255H188V256H189ZM226 255H228V254H226ZM259 255L261 256V254H259ZM82 256H83V255H82ZM105 256H107V255H105ZM120 256H121V255H120ZM141 256H142V254H141ZM143 256H144V255H143ZM145 256H146V255H145ZM165 256H166V255H165ZM188 256H187V258H189ZM214 256H215V255H214ZM217 256H219V255H217ZM222 256H223V255H221L220 257H222ZM80 257H81V256H80ZM166 257H167V256H166ZM226 257L228 258L229 255L226 256ZM226 257H225V255H224V258H222V259H225ZM261 257H262V256H261ZM92 258H93L92 256L89 257V255H88L87 259H88L89 261H88V260H84V262L82 261V263H83V264H88V263L91 264V263H93V262H91ZM104 258H106V257H103L102 259H104ZM230 258H231V254H230ZM79 259H80V258H79ZM79 259L77 260V262H78V261L80 262ZM81 259H82V258H81ZM85 259H86V258H85ZM100 259H101V258H100ZM102 259H101V260H102ZM112 259H111V260H112ZM133 259L135 260V258H133ZM169 259H170V258H169ZM169 259H167V260H169ZM178 259H179V260H182V259H180V257H179ZM214 259H215V258H214ZM216 259H217V258H216ZM216 259H215V260H216ZM218 259H219V258H218ZM222 259H221V260H222ZM232 259H234V258H232ZM260 259H261V258H260ZM93 260H94V259H93ZM97 260H99L98 257H97ZM101 260L99 261L100 264L102 263ZM111 260H110V261H111ZM114 260L116 261L117 259H114ZM114 260H112V261H114ZM138 260H139V259H137L136 261H138ZM140 260H141V259H140ZM226 260H227V259H226ZM235 260H236V259H235ZM74 261H76V260L74 259ZM74 261H72V262H74ZM103 261H104V260H103ZM107 261L109 262V260H107ZM118 261H120V260L118 259ZM130 261H132V260H130ZM165 261H166V260H165ZM182 261H183V260H182ZM185 261H186V260H185ZM217 261H218V260H217ZM217 261H216V263H220V264H223V263H224L223 260H222V262H223V263H222V262L220 261V259H219L220 262H217ZM72 262H71V264H72ZM90 262H91V263H90ZM95 262H97V261H95ZM127 262H129V260H128ZM127 262H126V261H122V262L120 261V262H113V263L110 262V263H112V264H137V263H133V262H132V263H127ZM140 262H141V261H140ZM141 263H142V262H141ZM141 263H140V264H141ZM143 263H144V262H143ZM162 263H163V262H162ZM176 263L178 264V261H177ZM176 263H175V260H173V258H171V261H167L165 264H176ZM184 263H185V262H184ZM214 263H215V262H214ZM225 263H226V261H225ZM225 263H224V264H225ZM94 264H95V263H94ZM96 264H98V263H96ZM103 264H104V262H103ZM105 264H106V263H105ZM108 264H109V263H108ZM179 264H182V263H179ZM187 264H188V263H187ZM206 264H208V263H206Z\"/></svg>","mask_w":264,"mask_h":264}]
</instances>
